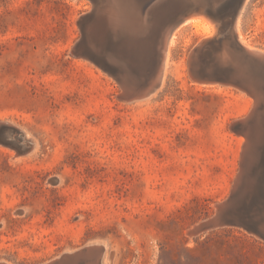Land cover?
<instances>
[{
    "label": "rangeland",
    "instance_id": "374dc122",
    "mask_svg": "<svg viewBox=\"0 0 264 264\" xmlns=\"http://www.w3.org/2000/svg\"><path fill=\"white\" fill-rule=\"evenodd\" d=\"M106 1L82 26L94 0H0V123L36 141L26 153L17 131L0 136V261L44 264L100 242L103 264H264L254 224L264 218L259 178L238 204L242 224L187 234L231 196L247 141L233 123L255 102L189 78V57L217 35V21L196 15L211 25L206 35L192 23L177 26L160 88L129 103L119 98V65L153 75L161 25L199 9L193 0H127L151 24L127 34L111 27ZM247 4L242 39L264 51V0ZM149 36L151 63L133 64V43ZM83 40L84 53L74 55ZM125 42L126 56L118 51Z\"/></svg>",
    "mask_w": 264,
    "mask_h": 264
},
{
    "label": "water",
    "instance_id": "95a60500",
    "mask_svg": "<svg viewBox=\"0 0 264 264\" xmlns=\"http://www.w3.org/2000/svg\"><path fill=\"white\" fill-rule=\"evenodd\" d=\"M94 1L96 4L94 11L91 14H83L81 16L80 24L82 26L87 25L98 17L99 13L103 10L104 0ZM246 1L212 0L207 2L209 5L207 11L213 15L215 21L218 23V33L213 39L202 41L192 51L188 61L189 78L193 83L205 86H232L247 93L255 101L251 112L246 117L233 123V128L244 133L247 138L242 154L241 170L233 192L225 202L217 206V212L213 217L201 221L190 229L187 233L189 236H197L227 225L242 224L243 221L238 220L237 210L238 204L241 202V196L248 189L247 185L250 187L253 185H251V179L249 180V178L255 177L261 179V184L264 186V153L258 151L260 143H256V141L254 143L249 134L251 130L262 131L260 126L264 127V51L249 49L240 41L236 33V23ZM186 15L187 13H182L173 17L164 26L161 25V28L157 31L158 34L155 37L154 44L156 46V59L154 63H157V66L153 75L149 77H136L131 75L128 66L124 64L119 65L118 74L125 73L131 75L124 83H122L119 75L123 90L119 96L121 100L132 103L147 99L161 86L160 79L155 77L161 66L163 54L157 52V47H166L167 35L184 22ZM85 45V40L79 43L73 51L74 55H82ZM15 131L18 132L17 139L19 141H25L28 144L32 143L30 139L25 138L21 130L6 123H0V136L6 135V132L10 135ZM23 145H20L23 148L22 150H28ZM254 152H257L255 160L253 159ZM254 224L256 226L255 230L264 239V218L256 220ZM95 243H89L73 251H66L59 257L44 264H87L90 257L96 254ZM98 244L100 245L99 250L104 252L106 250L105 244L100 242ZM0 264L10 263L0 261Z\"/></svg>",
    "mask_w": 264,
    "mask_h": 264
},
{
    "label": "bare ground",
    "instance_id": "6f19581e",
    "mask_svg": "<svg viewBox=\"0 0 264 264\" xmlns=\"http://www.w3.org/2000/svg\"><path fill=\"white\" fill-rule=\"evenodd\" d=\"M106 2H107L106 10H107L108 15H109V22H110L111 27L116 28L120 33H126L127 32V34L128 33H133V32H139V33L144 34V33L149 31L150 25H151L149 19L147 17L139 16V14L137 16V14H136V12L140 8L137 11H136V8H135V11L133 12L134 14L132 15L131 11L127 9V5H128V4L126 5L127 0H107ZM192 2H194L195 4L198 5L197 9H199L198 10L199 12L194 13V15H193L192 11L188 12L187 15L185 16L184 22L179 24L180 26L178 25L179 28H181V26L184 25V24L192 23V25L194 27H196L198 30H201L202 32H204L205 35L206 34H210L211 33V29H212L211 25L205 23L206 19H203L202 17L199 18L198 16H196L198 14H204L205 12H207L205 7L207 6V4H208L207 2L208 1H206V0H193ZM247 2H248V0L246 1L242 11L240 12V15L242 14L243 10L245 9V6H246ZM194 3H192V4H194ZM131 5H132V3H131ZM170 7L171 6H168L167 10ZM137 13H141V12L138 11ZM141 15H142V13H141ZM208 15H209V13H208ZM240 15H239L237 23H236V33L238 34V37H239L240 41L243 44H245L243 39H242V35H241V31H240L241 28L239 27V20L241 19ZM205 18L209 19L206 16H205ZM179 28L172 30L167 35L168 39H167L166 47L165 48H163V47L159 48V52H161L163 54L162 55V63H161V66L159 68L158 73L156 74L157 76L155 78L158 77L160 79L161 83L163 81L164 74H165L166 62H167V57H168V54H169V50H170V47L175 42V39L177 37V32H178ZM133 44H134V57H136L133 60V64L140 63L141 65H143L144 64L143 63L144 60L146 62L149 61V63H151L150 58H152V56H153V51H152L153 41H152V37L149 36V38H147L145 41H140V42H137V44H135V43H133ZM246 46L249 49H252V50L262 51V50H258V49L252 48V47H250V45H246ZM109 49H113V48H109ZM118 51L120 52V54L122 53L124 56L128 55L129 49H128L127 43L125 42V43L121 44L118 47ZM120 60L124 63L126 58H123V59H120ZM115 61H119V59L116 60V58H115ZM156 66H157V63L155 65V68H156ZM131 75H133L132 72H131ZM131 75L125 74V73H121L122 83L126 82L127 78L130 77ZM133 76H135V75H133ZM260 129H263V126H260ZM21 133L23 134L22 131H21ZM249 134L251 135V138L254 141V143H255V141H256V143H261L262 140L264 139V132L263 131L251 130ZM263 142H264V140H263ZM34 143L32 142L31 144L30 143L28 144L27 142H24L23 147L28 148V150L23 151V152L29 153L31 151H34L36 149V145ZM253 154H254V158L253 159L255 160L256 156H257V152H254ZM252 176H254V175H252ZM250 179H251V185H252L256 181V178L255 177H250L249 180ZM94 246H95V249H96V254L93 255L92 257H90L89 262L87 264H103V256H104V252L105 251L102 252L101 250H99L100 249V245L98 243H95ZM100 259H102L101 263H100Z\"/></svg>",
    "mask_w": 264,
    "mask_h": 264
}]
</instances>
